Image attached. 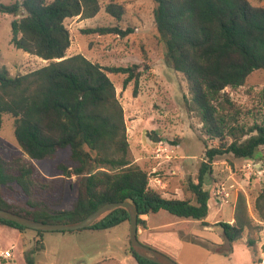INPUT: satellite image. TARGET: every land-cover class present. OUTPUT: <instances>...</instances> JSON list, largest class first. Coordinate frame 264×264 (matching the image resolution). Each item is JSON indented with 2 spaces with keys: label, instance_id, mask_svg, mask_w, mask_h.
Returning <instances> with one entry per match:
<instances>
[{
  "label": "trees",
  "instance_id": "16d2710c",
  "mask_svg": "<svg viewBox=\"0 0 264 264\" xmlns=\"http://www.w3.org/2000/svg\"><path fill=\"white\" fill-rule=\"evenodd\" d=\"M152 1L155 27L165 44V62L186 80L190 97L184 98V104L199 119L205 135L197 180H189L183 187L191 197H164L149 185L148 172L131 158L123 109L108 72L125 75L124 87L133 81L135 95L139 78L136 65L102 66L80 53L66 57L70 34L65 19L95 16L101 8L100 0H20L0 3V13L14 16L10 43L49 62L14 76L0 68V125L3 114L13 117L15 139L28 158L6 159L0 155V208L59 223L83 219L104 203L128 200L137 209L138 226L145 225L141 215L161 212L176 219L203 220L210 199L205 180L214 159L225 154L244 160L259 156V148L264 146L263 91L262 119L248 124L226 89L243 86L255 70L264 71V6L249 0ZM105 11L119 20L125 8L109 2ZM132 31L118 25L84 30L120 36ZM208 139H216L217 145L208 146ZM67 147L72 165L59 163L57 167L63 176L78 178L79 190L71 208L57 209L42 196L47 183L32 160L51 158ZM254 210L258 220L264 221V182ZM253 220L245 195L239 193L233 221L215 223L225 243L197 242L228 255ZM124 222L129 224L128 211L118 207L84 229H110ZM0 223L20 232L30 229L5 219ZM201 224L208 225L204 221ZM246 243L253 245L251 240ZM225 244L227 249L220 250ZM43 247L40 241L34 249ZM35 250L25 254L27 264H36L32 255ZM125 251L137 264H158L137 254L129 242Z\"/></svg>",
  "mask_w": 264,
  "mask_h": 264
},
{
  "label": "rangeland",
  "instance_id": "374dc122",
  "mask_svg": "<svg viewBox=\"0 0 264 264\" xmlns=\"http://www.w3.org/2000/svg\"><path fill=\"white\" fill-rule=\"evenodd\" d=\"M15 1L20 0H0V3ZM249 1L253 5L264 6V0ZM109 2L124 6L125 11L119 20L105 11V5ZM100 3L99 12L91 18L74 16L65 19L64 24L70 34L66 57L80 53L102 66L136 65L139 78L135 95L133 81L124 87L125 75L108 72L123 109L131 158L148 172L151 187L165 191L174 189L179 196H175L177 198L191 197L189 192L183 191V187L189 180H197L198 169L204 158L205 135L199 119L184 104V98L190 97L186 80L165 62V44L155 27L153 1L100 0ZM13 18L11 14L0 13V68H5L11 76L27 73L49 62L17 49L10 43V23ZM114 25L133 31L126 36L84 32L87 28ZM226 91L240 106L241 116L246 123L262 119L263 70L253 71L243 86L227 88ZM13 121L10 114L2 115L0 155L6 159L16 156L28 159L15 139ZM155 136L159 138L158 141H155ZM217 143L216 139L207 141L208 146ZM259 150V156L251 160L235 158L231 154L216 157L211 173L205 180V186L210 190L209 218L216 213L220 221H228L237 195L243 193L254 219L252 226L244 230L242 239L234 242L228 251L233 264H264V221L258 220L254 210L255 199L264 182V146ZM32 162L47 183L41 192L46 202L57 209L71 208L78 195V178L63 176L57 167L59 163L72 165L69 148L57 150L51 158ZM176 227L180 233L183 231V225L178 224ZM167 231H173V228H165L163 232ZM197 231L218 238L220 229L215 227L210 232L196 229L194 234H198ZM128 232L127 222L110 229L48 231L43 234L32 229L20 232L0 223V252L11 251L9 258L0 255V264H27L25 254L35 250L40 241L43 249L35 250L32 254L36 264H123V250L124 247L127 249L129 242ZM140 240L178 260L147 238L141 236ZM247 240L253 241L251 247L247 245ZM190 241L199 244L194 238ZM223 249H227L226 244L220 248ZM178 263L183 264L181 261Z\"/></svg>",
  "mask_w": 264,
  "mask_h": 264
},
{
  "label": "crops",
  "instance_id": "0c3cea01",
  "mask_svg": "<svg viewBox=\"0 0 264 264\" xmlns=\"http://www.w3.org/2000/svg\"><path fill=\"white\" fill-rule=\"evenodd\" d=\"M164 197H175L174 189L168 188L167 191L159 189ZM179 197V196H178ZM234 207L232 208V216L228 219V222L233 221ZM145 225L138 226V236L147 238L150 242L155 243L161 249H164L171 253L177 262L181 261L183 264H233L228 255L222 253L213 252L206 249L204 246L190 241L194 238L197 241L206 242L209 244H221L225 243L222 232L220 230L218 238H212L208 235H203L202 232L197 231L198 234H194L193 231L201 229L203 231H213L215 223L219 222V216L216 217V213L212 217L206 216L203 220H183L176 219L168 214L161 212L155 215H141L140 216ZM171 219V220H170ZM202 221L207 222L208 225H202ZM178 224L183 225V231L180 233L176 227ZM173 228V231L163 232L165 228ZM220 229V228H219ZM190 236V238H185ZM141 241V240H140ZM158 248V247H157ZM158 248V249H160ZM123 250L122 263L123 264H137L131 254ZM180 263V262H179Z\"/></svg>",
  "mask_w": 264,
  "mask_h": 264
},
{
  "label": "water",
  "instance_id": "95a60500",
  "mask_svg": "<svg viewBox=\"0 0 264 264\" xmlns=\"http://www.w3.org/2000/svg\"><path fill=\"white\" fill-rule=\"evenodd\" d=\"M155 141L159 138L155 136ZM123 207L128 211L129 214V232L128 238L131 248L139 255L155 262L158 264H179L177 261L166 255L165 253L152 248L140 241L138 238V213L134 204L128 200L107 202L99 206L96 210L89 213L83 219L73 222H59V223H49L31 219L20 214L8 211L6 209L0 208V219H5L13 221L22 226L30 229L41 230V231H76L84 229L89 226L92 222L103 216L105 213L112 209Z\"/></svg>",
  "mask_w": 264,
  "mask_h": 264
},
{
  "label": "built area",
  "instance_id": "2783aa9c",
  "mask_svg": "<svg viewBox=\"0 0 264 264\" xmlns=\"http://www.w3.org/2000/svg\"><path fill=\"white\" fill-rule=\"evenodd\" d=\"M0 255L4 258H9V257H11V251L10 250H3L0 252Z\"/></svg>",
  "mask_w": 264,
  "mask_h": 264
}]
</instances>
